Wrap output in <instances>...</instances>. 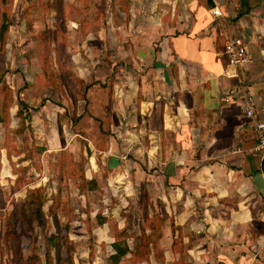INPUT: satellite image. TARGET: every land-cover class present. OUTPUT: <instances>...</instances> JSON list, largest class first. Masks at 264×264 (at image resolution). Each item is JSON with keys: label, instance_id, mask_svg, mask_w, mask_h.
I'll return each mask as SVG.
<instances>
[{"label": "rangeland", "instance_id": "374dc122", "mask_svg": "<svg viewBox=\"0 0 264 264\" xmlns=\"http://www.w3.org/2000/svg\"><path fill=\"white\" fill-rule=\"evenodd\" d=\"M141 1L156 0H0V264L188 263L194 232L180 225L167 239L170 217L150 201V169L134 163L143 155L148 161L153 137L146 120L134 119L140 97L133 67L151 63L147 49L160 43L139 41L134 18L147 10ZM216 3L218 39L234 30L247 46L264 44V0ZM248 6L246 22L238 20ZM124 153L134 165L126 171ZM102 221L108 235L96 230ZM220 239L203 243L190 264L262 257L254 249L220 251Z\"/></svg>", "mask_w": 264, "mask_h": 264}, {"label": "crops", "instance_id": "0c3cea01", "mask_svg": "<svg viewBox=\"0 0 264 264\" xmlns=\"http://www.w3.org/2000/svg\"><path fill=\"white\" fill-rule=\"evenodd\" d=\"M153 2L141 1L147 10L134 18L139 41L160 39L159 49H147L151 63L148 58L147 66L136 63L133 67L140 97V112L136 110L134 119L146 120L153 137L146 149L148 161L143 155L134 162L136 168L150 169L148 175L154 181L150 201L165 220L170 217L167 239L180 232V225L194 232V243L186 247L188 255L193 253L184 262L198 260L206 241L218 237L220 251L254 249L262 256L230 257L231 264H264V160L250 153L255 143L251 120L222 100L240 88L254 94L258 107L264 108V44L250 40V60L234 76L222 49L227 37L236 32H220L218 39L212 23L217 25L219 16L211 10L216 0ZM250 11L238 20L246 22ZM209 23L211 32L204 35ZM135 53L142 57V48ZM130 76L125 75L126 83ZM125 154L119 164L126 171L134 165ZM108 162L112 165V158ZM106 224L98 223L96 230L107 234ZM212 232L217 233L215 237Z\"/></svg>", "mask_w": 264, "mask_h": 264}, {"label": "built area", "instance_id": "2783aa9c", "mask_svg": "<svg viewBox=\"0 0 264 264\" xmlns=\"http://www.w3.org/2000/svg\"><path fill=\"white\" fill-rule=\"evenodd\" d=\"M211 10L214 16H222L217 6ZM222 55L228 66L233 67V75L238 76L237 69L245 67L250 60L245 36L242 34L229 35L223 44ZM222 100L227 104H234L251 120L255 143L250 153L264 160V108L258 107L255 95L248 90L234 88Z\"/></svg>", "mask_w": 264, "mask_h": 264}, {"label": "trees", "instance_id": "16d2710c", "mask_svg": "<svg viewBox=\"0 0 264 264\" xmlns=\"http://www.w3.org/2000/svg\"><path fill=\"white\" fill-rule=\"evenodd\" d=\"M243 3H245L244 0H242V4H243ZM249 9H250V8H249V6H248V7H245L244 10H239L238 13H237L238 17H240V16H242V14L248 12ZM5 28H6V24H4V25L1 26V30H4ZM236 34H240V33H236ZM241 34H242V33H241ZM245 38H246V37H245ZM90 86H91V84H88L86 87L89 88ZM80 116H81V115H79V117H80ZM34 191H35V189H29V195L32 194ZM41 202H42V201H41ZM36 204H37V207H36V208H33L31 214L34 215V218L39 219L40 216H41L40 213H39V211L41 212V209H40V207H41V203L38 202V203H36ZM36 211H37V213H36ZM112 247H113V249H114L115 252H116V256H118V253H117V252H119V251H118V250H119V246H118V244H117V243H114V244L112 245Z\"/></svg>", "mask_w": 264, "mask_h": 264}]
</instances>
